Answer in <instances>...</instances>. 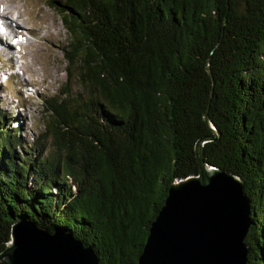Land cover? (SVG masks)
<instances>
[{
    "label": "trees",
    "instance_id": "trees-1",
    "mask_svg": "<svg viewBox=\"0 0 264 264\" xmlns=\"http://www.w3.org/2000/svg\"><path fill=\"white\" fill-rule=\"evenodd\" d=\"M50 2L82 91L44 99L26 146L0 110V253L24 220L100 264H138L172 184L198 172L196 143L216 136L209 115L205 162L244 182L249 264H264V0Z\"/></svg>",
    "mask_w": 264,
    "mask_h": 264
},
{
    "label": "water",
    "instance_id": "water-1",
    "mask_svg": "<svg viewBox=\"0 0 264 264\" xmlns=\"http://www.w3.org/2000/svg\"><path fill=\"white\" fill-rule=\"evenodd\" d=\"M206 120L216 136L196 143L198 172L172 184L138 264H249L251 199L239 176L205 162V144L220 135L209 115ZM0 264H100V260L92 247L72 235L49 233L22 220L13 226Z\"/></svg>",
    "mask_w": 264,
    "mask_h": 264
},
{
    "label": "rangeland",
    "instance_id": "rangeland-1",
    "mask_svg": "<svg viewBox=\"0 0 264 264\" xmlns=\"http://www.w3.org/2000/svg\"><path fill=\"white\" fill-rule=\"evenodd\" d=\"M16 1H19V9L30 26H38L44 16L48 18L47 23H42L45 28H42L39 36L30 35V40L36 42L35 46L17 48L16 45L13 46L17 41L12 40L13 59L0 54V110L8 115L11 123L9 127L17 129V134L26 146L46 131L50 114L45 108L44 99L58 96L64 88L75 93H80L82 89L65 57V48L70 42L71 34L65 27L63 14L50 0ZM11 2L12 0H0V6ZM50 25L51 28L48 27ZM47 28L53 34H58L59 42L53 46L48 41L41 40L48 33ZM9 48L7 51L10 54L11 47Z\"/></svg>",
    "mask_w": 264,
    "mask_h": 264
},
{
    "label": "bare ground",
    "instance_id": "bare-ground-1",
    "mask_svg": "<svg viewBox=\"0 0 264 264\" xmlns=\"http://www.w3.org/2000/svg\"><path fill=\"white\" fill-rule=\"evenodd\" d=\"M18 2L12 0L8 5L0 6V54H5L10 59H13L12 52L14 47L12 48L11 46L12 40L17 41V44H13V46L16 45L17 48L20 47L23 49L25 46H35L36 42L31 41L30 35L32 37L39 36L42 28H45L42 23L48 22V18L44 16L38 26H30L29 22L24 18V13L19 9ZM48 27L51 28V25ZM49 28H47L48 33L44 38H41V40L48 41L53 46L55 43L59 42L57 37L58 34H53L52 30ZM23 40L25 42H22ZM9 47H11L10 54L7 51L10 49ZM51 50L54 51V48L51 47Z\"/></svg>",
    "mask_w": 264,
    "mask_h": 264
}]
</instances>
